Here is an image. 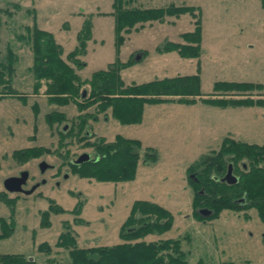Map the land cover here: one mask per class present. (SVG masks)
<instances>
[{
  "label": "rangeland",
  "instance_id": "obj_1",
  "mask_svg": "<svg viewBox=\"0 0 264 264\" xmlns=\"http://www.w3.org/2000/svg\"><path fill=\"white\" fill-rule=\"evenodd\" d=\"M114 1L0 0V60L7 56L8 49L17 56L11 86L26 96L25 102L17 97H0V192L4 191V180L21 171L38 175L42 161L56 168L43 176L46 184L32 195L0 193V254H22L39 264L67 263L68 251L56 247L62 233L71 231L80 248L116 245L122 242L120 231L133 204L149 201L167 209L173 224L170 231L150 234L145 241L181 240L189 264L200 260L205 264H264V223L257 212L224 210L216 218L198 220L188 177L189 166L202 155L218 150L225 138L264 145V107L221 108L198 97L192 104H147L139 124L123 125L111 112L99 114L94 107L80 111L74 104H50L45 86L34 94L35 77L30 69L34 55L26 38L27 27L52 33L67 62L68 55L84 41L82 55H76L78 61L72 64L84 81H90L96 72L125 64L120 74L127 84L199 75L205 98L213 97L217 83L236 82L261 84L263 88L233 91L226 98L258 100L264 99L261 1L133 2L131 7L148 9L171 4L199 7L202 54L194 59L161 49L167 42L184 44L182 35L194 31L195 16L186 13L118 33ZM86 23L89 29L84 33ZM55 112L64 113L66 121L49 128L45 115ZM66 125L69 128L64 137L62 129ZM117 135L140 140L143 151L153 148L157 161L147 163L142 156L135 178L125 182H99L73 172L71 161L84 154L94 157L90 144L102 138L113 141ZM34 147L43 148L45 153L42 149L35 151L26 161L14 155ZM58 170L60 176L53 178ZM51 206H59L64 212L49 214L46 223L44 212ZM4 221L7 226L3 228ZM43 243L50 245L52 253L39 250Z\"/></svg>",
  "mask_w": 264,
  "mask_h": 264
},
{
  "label": "trees",
  "instance_id": "obj_2",
  "mask_svg": "<svg viewBox=\"0 0 264 264\" xmlns=\"http://www.w3.org/2000/svg\"><path fill=\"white\" fill-rule=\"evenodd\" d=\"M135 1H114L118 33L130 31L137 25L143 27L150 22H163L168 17L178 18L190 13L195 16V29L193 32L182 35L185 43L167 42L161 51H175L182 58L187 59L201 57L202 19L199 7L176 4L150 9L131 7ZM260 1L264 9V0ZM88 29L89 25L86 23L83 32L87 33ZM27 32L29 37L26 36V38L31 44L34 55L33 66L30 68L35 77L34 94L39 93L42 86H45V95L50 104L62 107L74 104L80 111L94 107L99 114L107 115L111 112L113 118L123 125L139 124L147 104L157 105L167 102L192 104L198 97L199 100L202 98L201 101L204 103L218 107H264V99L238 100L225 97L233 91L251 92L262 89L261 84L221 82L217 83L215 93L211 95L215 98H205L203 97L205 95L201 93L199 75L155 79L144 84H127L120 74V69L125 64L113 65L105 71L96 72L90 81H84L72 65L78 61L75 58L76 55H82L84 41L80 42L79 49L68 55V61L71 63L69 64L63 59V49L52 33L40 30L36 26L27 27ZM20 38L22 39V36ZM16 61L17 56L11 49L7 50L4 60H0V97H17L25 102L26 96L11 86ZM84 90H86L85 97H83ZM45 120L49 128H52L55 123L65 122L66 115L60 112L49 113L45 115ZM66 126L62 129L64 137L69 128L65 129ZM89 146L94 150L93 158L81 164H75L76 160H74L69 165L81 178L99 182L133 180L142 156L147 163L156 162L158 159L153 148L148 147L146 151H143L140 140L121 135H117L113 141L105 138L98 139ZM40 149L44 154L43 148L34 147L16 151L14 155L21 159L25 158L23 161H26L34 157L35 151ZM230 165L233 167V174L238 178L234 184L223 181ZM188 177L192 189V206L198 220L216 218L224 210L253 209L264 223V145L225 138L218 150L202 155L189 166ZM79 208L81 213V206ZM201 209H208L213 213L210 217H204L200 213ZM63 212L64 210L59 206H51L44 212L43 217L46 219L51 213ZM48 222L47 217L46 223ZM172 224V214L164 207L149 201H136L132 206L131 215L121 228V243L112 246L80 248L74 234L67 231L60 235L56 247L65 248L69 253L70 261L63 264H189L186 253L181 248V240H144L150 234L162 235L170 231ZM4 226H7L5 221L3 228ZM2 236L0 233V238ZM39 250L52 253L48 243L40 245ZM51 263L54 262L51 261ZM0 264H39V262L26 258L22 254H0ZM195 264H205V262L200 260ZM221 264L254 263L225 261Z\"/></svg>",
  "mask_w": 264,
  "mask_h": 264
},
{
  "label": "water",
  "instance_id": "obj_3",
  "mask_svg": "<svg viewBox=\"0 0 264 264\" xmlns=\"http://www.w3.org/2000/svg\"><path fill=\"white\" fill-rule=\"evenodd\" d=\"M86 96V90H84L83 92V97ZM65 129H67V126L65 127ZM90 158V156L88 154H84L82 156H80L76 161H74L75 164H81L85 161H88ZM41 172H44L49 166L46 162H42L39 165ZM246 167V166H245ZM28 177V172H24L21 174L20 177H10L7 178L4 181V188L6 191L8 192H23V188L22 186L24 185L26 179ZM223 181L227 182L228 184H234L238 181V178L233 174V167L232 165L229 166L227 174L225 175V177L223 178ZM36 189V187H34L32 190L25 192L26 194H31L34 190ZM243 202V201H241ZM200 213L202 216L204 217H210L212 215V211L208 210V209H201Z\"/></svg>",
  "mask_w": 264,
  "mask_h": 264
},
{
  "label": "flooded vegetation",
  "instance_id": "obj_4",
  "mask_svg": "<svg viewBox=\"0 0 264 264\" xmlns=\"http://www.w3.org/2000/svg\"><path fill=\"white\" fill-rule=\"evenodd\" d=\"M42 162H45V161H42ZM40 162L38 164V169L40 170V172L38 173V175L36 174H31V172L27 171L28 172V177L24 183V185L22 186L23 188V192H8L5 190L4 188V193H11V194H17L18 196H21V195H25V196H29V195H32L34 194L36 191L39 190V188H41L42 186H44L47 182V179L45 177H43L48 171H54L56 170L55 166H52V165H49L48 164V168L44 171V172H41V169L39 167V165L42 163ZM26 171H21L20 173H18L16 176H11V177H20L22 173L26 172ZM59 170H58V173L57 174H53V178H57L59 177ZM10 178V177H9ZM5 181V180H4ZM3 185H4V182H3ZM34 187H36V189L31 193V194H26L25 192L27 191H30L32 190ZM2 191L0 193H3Z\"/></svg>",
  "mask_w": 264,
  "mask_h": 264
},
{
  "label": "crops",
  "instance_id": "obj_5",
  "mask_svg": "<svg viewBox=\"0 0 264 264\" xmlns=\"http://www.w3.org/2000/svg\"><path fill=\"white\" fill-rule=\"evenodd\" d=\"M221 108H228V107H221ZM232 108H236V107H232Z\"/></svg>",
  "mask_w": 264,
  "mask_h": 264
}]
</instances>
